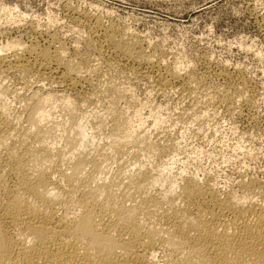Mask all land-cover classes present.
<instances>
[{
  "label": "clouds",
  "instance_id": "1",
  "mask_svg": "<svg viewBox=\"0 0 264 264\" xmlns=\"http://www.w3.org/2000/svg\"><path fill=\"white\" fill-rule=\"evenodd\" d=\"M255 3L264 8V0H255ZM107 14L115 15L114 12ZM28 20L37 22V30L45 21L50 26L64 23L58 18L54 21L50 11L41 18L22 12L14 0H0V27L18 28ZM207 30L209 34L214 32L212 25H208ZM129 35H137V29L128 27L125 36ZM244 39L230 42L229 51L238 49L240 53L253 54L262 65L259 71L264 75V48L258 49L255 40L245 46ZM158 41L159 37L147 40L145 51L151 52ZM216 43L223 42L217 40ZM27 47L19 40L9 41L0 45V57L23 54ZM179 47L183 49L184 45ZM170 51H175V45ZM156 55L149 56V62L155 63ZM61 56L67 57L68 53L62 52ZM208 59L215 61L217 56L212 54ZM220 59L225 68L234 66L238 70L243 67L241 63L233 65V61L223 59V55ZM170 62L171 57L160 60L165 67ZM195 66L181 53L172 64V70L183 77ZM250 70L249 65L246 71ZM65 71L76 78L93 77L95 73L99 90L85 98L67 90L59 91V84L32 77L29 83L36 91L29 88L31 99L17 104V98L25 95L24 89L8 96L4 85H8L9 80H3L0 84V117L14 123L24 131V136H17L16 129L7 137L0 136V154L7 155L12 161L19 160L22 149L13 141H25L30 148L25 174L34 184L30 190H13V199L33 213L50 216L53 226L69 229L66 239L70 243H78L93 254L131 256L127 244L129 237L122 236L119 230L131 225L146 237L139 253L142 264H203L207 258L186 243L175 228L161 221L156 209L146 208L143 201L156 197L165 207L182 208L183 186L191 180L200 185L207 182L209 188L220 193L221 199L227 198L235 208L264 207V189H241L236 187L239 180L224 178L227 172L221 169H227L232 163L224 152L234 143L231 152L235 157L237 153H245L248 145L240 136L238 126L223 118V109L210 93L200 96L199 103L185 108L187 100L184 103L177 101L176 105L171 100L157 102V93L147 85L138 87L142 82L136 81L131 74L126 80H109V74L101 71L98 58L87 70L62 68L56 74L62 76ZM182 88L183 83L177 81L170 95L175 98ZM192 95L196 97L197 93ZM185 96L187 92L180 99ZM243 99L237 98V105ZM261 99L264 100V96ZM33 101H36L34 105ZM29 108L31 111H27ZM210 133H215L211 139ZM237 136H240L238 141L235 140ZM166 142L167 150L161 151L160 146ZM217 146L219 155L210 151ZM248 155H253L251 149H248ZM217 159L222 163L214 165L213 160ZM248 169L245 164L238 171ZM41 177L45 179L41 181ZM110 222L117 227H109ZM184 223L187 227L198 221L192 216ZM214 230L217 235H225L233 241L226 256L230 264H264V237L245 239L241 229L230 221L217 222ZM15 236L26 249L39 243L30 230L17 229Z\"/></svg>",
  "mask_w": 264,
  "mask_h": 264
},
{
  "label": "rangeland",
  "instance_id": "2",
  "mask_svg": "<svg viewBox=\"0 0 264 264\" xmlns=\"http://www.w3.org/2000/svg\"><path fill=\"white\" fill-rule=\"evenodd\" d=\"M9 2H13V0H9ZM14 2L19 3L21 11L29 15L43 18L50 11L54 21L58 18L64 23L50 26L45 21L40 26V30H37L35 20H28L18 28L0 27V44L8 39H14L27 44L33 42L40 49L47 47L46 49L51 52L56 51L55 53L60 56V53L67 52V57H60L61 68L67 66L80 71L93 67L92 65L95 64L98 57V43H90L87 40V27L97 21L102 29L115 28L116 41L127 43L130 52L136 58L131 64L120 63L110 58H107L103 64L100 62L101 71L109 74V80H126L131 74L136 81L142 82L138 84V87L147 85L148 89L157 93V102L163 100L164 103H167L171 100L172 104L176 105L177 101L184 103V100H187L185 108L194 106L199 103L200 96L210 93L216 98L217 105L223 109V118L228 119L232 125L238 126L240 136L244 137L245 144L253 152V155H248V149H246L245 153H237L233 157L231 148L234 147V143L230 144L229 149L224 152V156L231 158L232 163L228 165L227 169H221V171L227 172V176L224 178L239 180L240 184L236 187L241 189H248L247 184L251 180L264 183V136L260 130L262 125L264 126V100L261 99L264 96V75L259 71L262 65L254 58L253 54L240 53L238 49L229 51V43L239 41L241 37L245 38L243 40L245 46L255 40L258 49L264 48V8L258 7L255 0H14ZM110 12H114L115 15H108L107 13ZM79 20H83V22L80 23ZM84 22L88 25L83 24ZM208 25H212L214 28L212 34L208 33ZM128 27L137 29V35L126 37L125 31ZM74 29H79V31H73ZM143 33L149 35L145 36ZM157 37H159V41L153 46L151 52H146L148 47L146 41ZM217 40L223 43L217 44ZM165 41H167L166 44ZM77 44L80 45L79 48L74 47ZM180 44L184 45L183 49L179 47ZM174 45L175 51H170ZM153 53L157 54L155 63L148 60V57ZM181 53L193 61L196 66L189 74L183 77L179 76L187 81V85L174 98L168 89L160 86L156 80L154 81L155 78L143 76L155 66L161 68L162 72L176 75L172 70V64ZM212 54L217 56L215 61L208 59ZM221 55H223V59L232 60L233 65L241 63L243 67L238 70L234 66L225 68L220 59ZM169 57H171V62L168 66H163L160 60ZM245 57H247V63H245ZM249 65L251 70L246 71ZM68 74L75 81H80V79L85 81L83 93L77 94L75 91H70L74 95L80 96L85 93L88 95L99 90L95 73L93 77L82 78L74 77L69 71ZM32 77L37 78L33 74L1 75L0 84L5 79L9 80V84L4 85L8 96L20 88L24 89L25 95L16 100V103L19 104L22 100L31 99L28 95L29 88H32L33 92L36 91V88L29 83ZM193 84L196 85L195 88L192 87ZM9 88L11 91H7ZM184 92H187V96L180 99ZM194 92L197 93L196 97L192 95ZM165 96L167 99H163ZM227 97L232 100L231 103ZM241 97L244 99L237 105V98ZM19 114L20 112H17V115ZM26 117L27 115H25V122ZM213 135L215 133H210L209 139ZM240 136H237L235 140L238 141ZM169 139L171 138L169 137ZM200 139L202 140L203 137L201 136ZM160 147L164 148V151L167 150V142ZM213 150L217 152V155L220 154L218 146L210 151ZM221 163L222 160H213L214 165ZM245 164L249 166V169L244 172L238 171Z\"/></svg>",
  "mask_w": 264,
  "mask_h": 264
},
{
  "label": "bare ground",
  "instance_id": "3",
  "mask_svg": "<svg viewBox=\"0 0 264 264\" xmlns=\"http://www.w3.org/2000/svg\"><path fill=\"white\" fill-rule=\"evenodd\" d=\"M79 21L80 23L83 22V20ZM83 24L87 23L84 22ZM114 29L113 27L102 29L96 21L86 29L87 40L90 43H98L97 58L102 64L107 61V58L120 63L131 64L136 57H133L126 45L127 43L120 40L116 41L115 34L117 33H115L116 30L114 31ZM13 40L8 39L4 43ZM27 45L28 47L23 54L12 53L11 55L0 57V76L33 74L39 80L47 79L50 84L61 85V90L59 91L69 90L75 91L77 94L79 92L83 93V84L85 83L83 79L75 81L70 77L71 75L68 74V71H65L62 76L56 74L62 69L60 66L62 57L55 53L56 51L51 52L46 49L47 47L40 49L33 42ZM66 68L68 67L66 66ZM144 69L146 70V68ZM160 69L155 66L145 73L143 77L152 76V78H155L154 81L156 80L160 86L168 89V91H171L176 86L177 81H181L183 87H186L187 81L185 79H181L174 73L162 72L163 70ZM81 95L87 98L86 93ZM228 99L230 100V98ZM35 103L36 101H33V105ZM28 111H31V108ZM13 124L7 118L0 117V136L7 137L13 129H16L17 136L23 137L24 131L16 128ZM260 130L264 136L263 125ZM13 143L22 149L19 160L12 161L7 155L0 154V264H142L139 253L144 246L146 237L135 230L134 226L128 225L119 228L122 236L127 235L129 237L127 244L132 251L131 256L122 258L112 253L93 254L78 243H70L66 239L70 230L60 225L53 226L50 216L33 213L14 200L12 196L13 190L18 188L30 190L34 182L29 180L25 174V163L30 155V148L26 146L23 139L19 142L13 141ZM161 151H164V148L161 147ZM43 179L45 178L41 177V181ZM247 187L248 189H264V183L261 184L251 180ZM181 195L184 205L182 208H174L171 205L165 207L164 203L156 197L143 201V204L149 210L156 209L158 218L161 221L175 228L185 239L186 243H189L202 256L206 257L207 259L204 260L203 264H230L226 256L233 245V241L225 235H217L214 230L217 222H232L234 226L241 229L242 237L245 239L264 237V207L235 208L228 202L227 198L221 199V195L209 188L207 183L200 185L191 180L184 184ZM192 216L196 217L198 223L195 225L189 224L185 227L184 221ZM109 227H117V225L110 222ZM17 229L30 230L38 237V245L31 249L24 248L16 240L15 233Z\"/></svg>",
  "mask_w": 264,
  "mask_h": 264
}]
</instances>
